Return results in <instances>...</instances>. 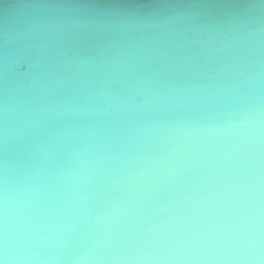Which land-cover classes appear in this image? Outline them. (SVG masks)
Returning <instances> with one entry per match:
<instances>
[{
  "label": "clouds",
  "instance_id": "1",
  "mask_svg": "<svg viewBox=\"0 0 264 264\" xmlns=\"http://www.w3.org/2000/svg\"><path fill=\"white\" fill-rule=\"evenodd\" d=\"M0 264H264V0H0Z\"/></svg>",
  "mask_w": 264,
  "mask_h": 264
}]
</instances>
